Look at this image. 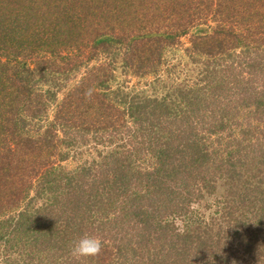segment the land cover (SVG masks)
<instances>
[{
  "label": "trees",
  "instance_id": "1",
  "mask_svg": "<svg viewBox=\"0 0 264 264\" xmlns=\"http://www.w3.org/2000/svg\"><path fill=\"white\" fill-rule=\"evenodd\" d=\"M211 23L209 34L190 33ZM188 35V52L214 64L201 73V103L192 107L202 112L199 121L226 129L227 117L241 125L240 107L264 113V0H0V264H77L69 249L84 234L104 245L79 264H118L131 251L138 264L232 263L230 239L226 255L199 262L203 222L182 230L176 219L205 186L216 188L213 180L235 185L244 152L218 162L206 141L216 131L204 138L183 129L171 140L169 89L160 101L127 80L157 81L166 50ZM114 67L121 69L116 84ZM247 82L260 93L248 94ZM238 83L249 98L234 100ZM194 101L172 103L177 110ZM210 109L221 113L207 119ZM91 135L102 145L122 136L123 150L71 175L64 162L75 149L73 158L81 157ZM148 153L153 168L137 166ZM240 238L241 252L262 259L247 235Z\"/></svg>",
  "mask_w": 264,
  "mask_h": 264
},
{
  "label": "rangeland",
  "instance_id": "2",
  "mask_svg": "<svg viewBox=\"0 0 264 264\" xmlns=\"http://www.w3.org/2000/svg\"><path fill=\"white\" fill-rule=\"evenodd\" d=\"M213 26L215 24H205L199 28L192 29L190 33L206 35L211 33ZM189 48L188 35L181 39V43L178 46L166 50V62L162 67L164 73L161 72V76L157 81L152 76L142 79L128 77L127 80L131 81L130 86L132 83H135L136 91L141 92L140 94H153L154 98H158L160 101L164 100L169 89L172 98L167 103L175 111L170 113L169 117L171 118L167 121V124L170 125V131H174L171 140L181 138L178 134L183 135V129L191 130L204 138H206V134L209 131H216L217 133H210L206 138L207 143L212 145V149L217 150V153L213 155L214 158L218 162L220 160H227L230 157V152L240 149L244 152L242 158L247 162L245 163L246 166L244 165L245 171H242L241 166L239 167L241 174H239L235 185L228 184L226 180L219 182L215 179L213 183L210 181L216 188L205 186L203 193L197 195L196 199L191 203L188 215L182 219H176L177 226H180L178 228L183 230L188 223H192V228H195L199 225V221L203 222V226L200 224L201 227L199 226L198 230L201 232L200 240H197L195 246L199 253L205 254L204 257L199 258V262L203 263L205 257L210 258L212 255L220 256L228 249L230 239V244H233V249L236 251L231 264H264V137L258 136L260 133L264 134V113L260 114V109L256 108L255 105L250 107V105H246V102H244L246 107H240V111L241 109L243 110V115L238 116L236 120L241 125L232 123L234 119L229 120V117L224 119V122L229 121L226 129L220 124H202L198 119V116L202 112L200 110H193L192 107L195 106L196 108L201 103L203 93L201 89L204 86V81H201L203 76L201 73L206 68L212 69L214 64H209L211 60L206 56L191 55L188 52ZM196 59H198L197 62H195ZM118 66H120V63ZM113 70V75L115 76L112 79L113 83H120L119 79L122 80L121 69L114 67ZM83 71L84 69H82ZM243 76L246 78V73ZM164 81L168 84V88L164 87ZM260 83L259 89L261 87L264 88V81ZM238 85L239 83L237 84V88L233 90L234 100L243 97L249 98L245 92V86L242 89L239 85L238 89ZM247 85L250 89L248 94L260 93V90L256 88L255 82H247ZM181 97L185 100L194 97L197 98V101H194L195 104L193 106L189 105L181 109L177 107V110L184 111L178 112L172 102ZM55 110L56 106L53 104L49 109V113L55 112ZM210 110L211 112H206L207 119L213 116V112L221 113L215 109ZM249 112H252L251 115H249ZM136 125L138 126L137 120L132 121L129 123V128L133 130ZM157 129L159 131V128ZM244 131H248L249 133H244ZM253 132L256 133L255 137ZM156 133L160 134V132ZM124 136H127V134ZM163 137L166 139L168 134L165 132ZM92 138L93 136L91 135L88 143L80 148V151L83 153L81 157H77V159L73 158V153L77 149L71 152L70 158L64 162L65 169H67L66 172L71 173V175H77V172H83L84 168L88 170L91 165H99L107 161L104 160L105 157L122 149V147H117L123 144L122 136L114 143L105 145L100 144ZM226 149L228 150L225 151ZM219 150H223V152H219ZM136 165L143 169H152L150 153L143 155V158ZM87 173L83 174L85 177L81 178L85 182L89 177ZM197 192H200L199 189ZM195 220L199 221L196 222ZM237 227H239V230H237ZM236 232L237 234H235ZM240 235H247V243L251 245L250 250L253 251L255 256H259L257 253L261 254L263 260L257 261L250 254L247 255L241 252L243 244ZM204 243L207 244L209 252L202 247ZM223 255H226V253L224 252ZM122 261L127 264H138L139 258L134 251H131V255L128 254L126 259L123 257L121 261L117 260V263L123 264Z\"/></svg>",
  "mask_w": 264,
  "mask_h": 264
},
{
  "label": "clouds",
  "instance_id": "3",
  "mask_svg": "<svg viewBox=\"0 0 264 264\" xmlns=\"http://www.w3.org/2000/svg\"><path fill=\"white\" fill-rule=\"evenodd\" d=\"M103 240L95 235L84 234L74 240L70 246L69 253L74 261L79 262L100 255L103 250Z\"/></svg>",
  "mask_w": 264,
  "mask_h": 264
}]
</instances>
